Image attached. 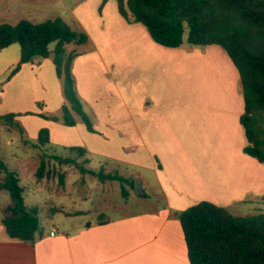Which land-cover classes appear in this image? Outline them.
Segmentation results:
<instances>
[{"label": "crops", "instance_id": "obj_1", "mask_svg": "<svg viewBox=\"0 0 264 264\" xmlns=\"http://www.w3.org/2000/svg\"><path fill=\"white\" fill-rule=\"evenodd\" d=\"M86 3L82 0L85 7L64 21L77 31L75 19L88 42L65 49L75 54L76 90L97 133L75 114L74 127L51 119L60 118L68 106L62 82L59 106L47 115L42 111L36 123L49 131L50 143L68 152L57 156L76 159L87 170L137 180L140 194L135 185L121 186V201L113 202L106 196L110 189L100 187L110 180L83 174L97 178L99 186L91 189L83 180V200L90 206L78 207L67 180L73 169L81 172L46 158V165L56 163L57 175L49 181L46 172L37 184L45 191V203L50 200L53 219L62 215L63 233L56 225L52 237L53 230H44L41 221L42 232L33 243L9 239L4 232L0 264H190L182 212L209 202L236 216L264 213V164L244 152L248 140L241 124L245 102L239 72L218 45L163 47L142 24L128 23L116 0H108L96 19ZM86 22L93 25L94 36ZM23 69L39 78L57 73L52 57L35 58L18 73ZM95 135L133 136L134 146H102L101 139L94 146ZM74 148L85 153L78 156ZM94 156L103 161L92 165ZM65 166L73 169L63 172ZM21 170H15L20 183ZM10 204L0 207V227Z\"/></svg>", "mask_w": 264, "mask_h": 264}, {"label": "trees", "instance_id": "obj_2", "mask_svg": "<svg viewBox=\"0 0 264 264\" xmlns=\"http://www.w3.org/2000/svg\"><path fill=\"white\" fill-rule=\"evenodd\" d=\"M108 0H103V7ZM120 15L130 24H142L157 44L167 48L218 45L236 66L242 85L245 112L241 116L248 145L244 152L264 164V139L256 115L264 113V0H116ZM88 35L75 31L61 18L34 24L27 20L17 25H0V51L13 44L20 46V59L12 73L35 58L52 57L63 82L68 106L61 109V120L74 127L73 114L80 117L88 131L95 132L79 99L72 63L75 54L65 46H82ZM53 47V48H52ZM9 126L15 116H0ZM44 138V140H42ZM40 144H49V131L39 133ZM78 156L82 149H72ZM45 157V156H44ZM60 164L73 165L83 174L100 181H119L133 189L134 182L118 174L87 170L76 159L52 155ZM46 163L37 175L42 178ZM9 193L11 204L2 223L9 239L33 243L40 236L39 210L25 203L24 189L15 170L0 159V191ZM123 196H127L123 190ZM190 264H264V213L236 216L225 208L201 202L179 216Z\"/></svg>", "mask_w": 264, "mask_h": 264}, {"label": "rangeland", "instance_id": "obj_3", "mask_svg": "<svg viewBox=\"0 0 264 264\" xmlns=\"http://www.w3.org/2000/svg\"><path fill=\"white\" fill-rule=\"evenodd\" d=\"M81 4L82 0H0V25L9 24L14 26L22 20L39 24L56 18L70 21V17H73L71 11H77ZM100 4L101 0H87L85 5L92 11V19L93 17L94 19L100 18L102 15L103 7ZM83 7L85 6L79 7L80 10ZM72 20L77 27V31L83 32L82 27L76 23V20ZM86 24L92 36H94L93 25L87 22ZM66 49L70 51V45L66 46ZM19 58L20 46L18 44H13L9 48L0 51V116L14 115L16 123L14 127H10L4 120L0 119V159L10 168L19 171L18 173L23 169L21 186L24 189L25 201L28 205L40 207L39 216L44 230H53L57 225L59 227L58 231L63 233L64 228L59 221L62 215H56V219H53V215L49 211L50 200L45 203L43 199L45 191L41 190L37 184V181L39 182L42 179L37 173L41 162L46 163V158L53 160L51 159L52 154L65 156L68 152L63 147L50 142L45 147H41L43 145L40 144L39 133L43 128H39L36 123L42 111L47 115L59 106L62 79L59 78L57 73L51 75L50 71L44 72V76L40 78L34 74L35 71L29 69L26 72L23 69L20 73L13 74L12 71L19 63ZM35 66L37 65L35 64ZM255 118L258 121L261 137L264 139V113L256 115ZM6 127H10V129L6 131ZM35 133H37V136H33ZM26 139L30 140V144L26 143ZM92 139L91 145L94 146L98 145L99 139L103 142L102 146H134L133 136L95 135ZM93 141H95V144ZM41 150L48 155L44 157L45 154L43 155ZM102 161L101 157L94 156L92 165H99ZM36 163H40L39 167L34 165ZM51 163L52 161H49V165H46L42 176L44 177L47 172L46 175H48L49 181L54 180L58 169L56 163ZM69 169L73 168L65 166L62 171ZM98 179L83 175L75 169L70 173L67 180V190L72 194V201L73 199L78 200L76 204L78 207L90 206V204L88 205L89 200H83L86 190L81 188L82 181L84 180L92 189L94 186H99ZM134 185H137V180ZM121 186L124 189L126 188V184L119 181L100 183L101 188H106V191L110 189L109 194H106V196H110L113 202L121 201ZM52 196L55 197V195ZM91 198H94L92 194H90L89 199ZM62 200L65 203L67 202V199ZM124 202L118 204L122 205ZM8 203H11L10 195L7 191H3L0 195V207L6 206ZM127 206L132 207L131 203ZM248 213L246 215H251ZM3 230L4 227H0V235L4 234L5 231Z\"/></svg>", "mask_w": 264, "mask_h": 264}, {"label": "water", "instance_id": "obj_4", "mask_svg": "<svg viewBox=\"0 0 264 264\" xmlns=\"http://www.w3.org/2000/svg\"><path fill=\"white\" fill-rule=\"evenodd\" d=\"M138 188H139V183L137 182V185H135V187H134V192L136 193V194H140V192H138ZM142 194V193H141Z\"/></svg>", "mask_w": 264, "mask_h": 264}, {"label": "built area", "instance_id": "obj_5", "mask_svg": "<svg viewBox=\"0 0 264 264\" xmlns=\"http://www.w3.org/2000/svg\"><path fill=\"white\" fill-rule=\"evenodd\" d=\"M56 233H57V229H55V230H53V231L51 232V236L54 237V236L56 235Z\"/></svg>", "mask_w": 264, "mask_h": 264}]
</instances>
